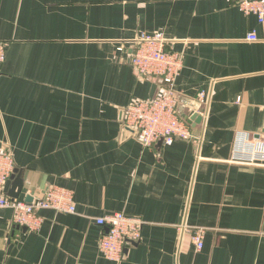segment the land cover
<instances>
[{"label": "crops", "instance_id": "obj_1", "mask_svg": "<svg viewBox=\"0 0 264 264\" xmlns=\"http://www.w3.org/2000/svg\"><path fill=\"white\" fill-rule=\"evenodd\" d=\"M143 31L183 55L191 140L145 147L124 133L125 108L161 88L128 58ZM0 41V145L29 194L60 186L77 206L40 210L37 232L0 208V264H264V166L231 161L239 132L264 135L255 15L232 0H0ZM115 211L143 220L120 262L102 254L95 221ZM194 228L206 230L201 249Z\"/></svg>", "mask_w": 264, "mask_h": 264}, {"label": "built area", "instance_id": "obj_2", "mask_svg": "<svg viewBox=\"0 0 264 264\" xmlns=\"http://www.w3.org/2000/svg\"><path fill=\"white\" fill-rule=\"evenodd\" d=\"M245 14H253L264 24V0H232ZM257 30H251L247 40L257 41ZM162 32H141L133 42L128 58L141 76L155 78L161 83L160 92L152 97L132 102L125 108L123 125L135 130L134 136L145 147L157 141L171 145L176 140L194 138L188 118L179 112L181 96L176 81L184 60L182 53L168 50ZM122 49V48H120ZM7 57V44L0 41V72ZM201 98L205 96L200 94ZM232 162L264 166V135H250L239 132L233 144ZM16 168L12 150L0 145V208L13 209V222L30 232L40 230L43 218L39 211L52 209L58 212L75 213L77 210L74 191L52 186L44 189L32 201L12 198L5 192V186ZM96 224L103 228L99 246L105 258L120 262L127 246L139 242L142 237L143 220L124 211L107 213L96 218ZM204 228L192 229V239L198 249L204 246Z\"/></svg>", "mask_w": 264, "mask_h": 264}, {"label": "water", "instance_id": "obj_3", "mask_svg": "<svg viewBox=\"0 0 264 264\" xmlns=\"http://www.w3.org/2000/svg\"><path fill=\"white\" fill-rule=\"evenodd\" d=\"M201 119L203 118H201L199 114L194 113L189 121L191 122L192 120H196L197 122H200ZM123 130L125 134L135 133V130L133 128H130L129 126L126 125L123 126ZM160 142L162 143V140H160ZM5 192L8 196L12 198H18L20 200H25V201L33 200V196L28 193V189L25 186V180L22 177L20 170L17 168H15L14 173L7 182L5 186Z\"/></svg>", "mask_w": 264, "mask_h": 264}]
</instances>
